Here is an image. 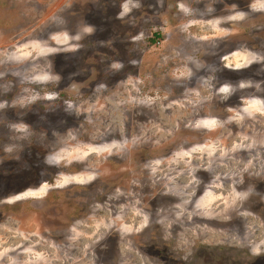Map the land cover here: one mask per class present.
Wrapping results in <instances>:
<instances>
[{
	"label": "rangeland",
	"instance_id": "obj_1",
	"mask_svg": "<svg viewBox=\"0 0 264 264\" xmlns=\"http://www.w3.org/2000/svg\"><path fill=\"white\" fill-rule=\"evenodd\" d=\"M0 264H264V0H0Z\"/></svg>",
	"mask_w": 264,
	"mask_h": 264
},
{
	"label": "trees",
	"instance_id": "obj_2",
	"mask_svg": "<svg viewBox=\"0 0 264 264\" xmlns=\"http://www.w3.org/2000/svg\"><path fill=\"white\" fill-rule=\"evenodd\" d=\"M160 37H161V36L157 34L155 38H156V39H160Z\"/></svg>",
	"mask_w": 264,
	"mask_h": 264
},
{
	"label": "flooded vegetation",
	"instance_id": "obj_3",
	"mask_svg": "<svg viewBox=\"0 0 264 264\" xmlns=\"http://www.w3.org/2000/svg\"><path fill=\"white\" fill-rule=\"evenodd\" d=\"M159 35V34H158ZM125 206V205H124ZM124 206H121V207H123L124 208ZM126 208V207H125Z\"/></svg>",
	"mask_w": 264,
	"mask_h": 264
}]
</instances>
